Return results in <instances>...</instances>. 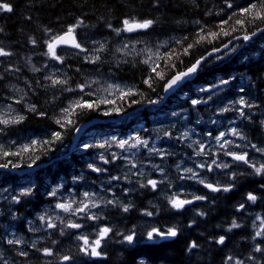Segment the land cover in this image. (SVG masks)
I'll use <instances>...</instances> for the list:
<instances>
[{
	"label": "trees",
	"instance_id": "16d2710c",
	"mask_svg": "<svg viewBox=\"0 0 264 264\" xmlns=\"http://www.w3.org/2000/svg\"><path fill=\"white\" fill-rule=\"evenodd\" d=\"M4 2L10 3L13 11L0 12V28L3 29L0 32V47L12 51L14 55L0 57V61H3L0 70L12 64L20 67L21 72L5 74V78L0 80V104L12 102L7 99L12 96L11 89L13 86H21L28 93L26 102L35 103L37 111L46 112L47 115L41 117L35 112H29L26 105L18 104L26 119L20 124L4 128V133H0L1 142L3 141L5 150L17 151L24 144L31 146L33 140H49L54 131L62 134V140L54 144L42 147L38 143L32 147L30 152L22 153L18 157L6 158L19 164L20 167L10 166L8 168V170H15L14 173L0 172V198L3 190L10 189L18 195L24 189H32L30 195L20 197L19 203L9 204L5 199L0 202V249L4 259H8L7 264H49V262L59 264L56 258L44 257L39 251L32 249L30 245L33 241L36 242L38 249L52 247L60 254H72L75 260L71 264H137L140 258H143L146 264H224L228 255L246 258L249 254L254 255L261 264H264V254L253 252L257 243H261L264 247V241L260 238L255 241L252 239L256 230L253 227L255 217L257 215L264 217V188L261 187L264 185V177L252 175L250 170L242 169L239 174L237 173L236 186L231 192L213 193L198 183L188 182V179H179L181 173L174 166L178 157L171 153L172 150L167 149L166 153L169 155L159 160L160 166L165 169L164 175L168 177V180L174 181L173 190L169 189L168 192L170 194L179 193L182 198L188 199H191L193 194L208 197L205 201H194L193 204L185 206L183 210L176 211L168 205L167 200H163L165 195L163 186H168L167 182L160 184L156 191L150 187L140 188L136 183L128 184L123 180L112 181L109 185L108 180L111 176L123 175L127 171L125 166H122V160L96 165L107 169L102 173L93 172L87 167L102 150L95 147L101 144V141L97 139L110 137L123 140L132 135L144 136L141 123L144 111L152 112H149L146 119L147 128L152 129L158 117L155 111L157 106L154 105L142 111L139 109L146 104L160 103L167 79L176 71H184L195 63L196 59L202 55L205 56L214 47H221L229 40H232L229 48L236 47V51L223 50L213 58L204 61L192 85H183L169 99L170 101L168 100V103L179 101L175 98L178 94L192 97L191 90L195 86L211 85L212 82L205 78L209 75L226 78L234 74H247L254 81L256 90L259 93L264 92V49L259 50V39L263 43L264 34L248 44L242 39H233L234 36H243V31H237L232 36H221L213 43L204 41L195 44L198 38L197 32L202 26L206 31H218L217 26L222 20H227L233 12L238 13L239 8L246 7L252 2L258 3L259 0H232L234 4L232 9L227 7L225 0H4ZM129 17H135L138 20L152 19L155 23L147 31L124 33L120 37L107 27L108 24H111L113 28L121 27V21ZM78 19L84 20V26L77 29V34L78 38L85 42L86 47L93 49L97 46L91 43L92 40L107 42V50L99 53L101 60L95 64L87 63L83 59L84 53L77 55V51L69 53L70 50L63 49H58V53L65 56L63 64L44 56L43 53L46 51L44 41L50 35L45 29H52V34H60ZM235 19L236 17H233L229 25L225 26L229 31L235 25ZM197 21L200 23L197 24ZM257 24L264 28V23L257 21L256 24L247 26L248 31H254ZM184 37L188 39L183 45L174 43L175 39ZM30 38L36 39L35 46L29 42ZM128 38L143 41L152 46L169 41V47H175L180 51L186 47L187 43H193L194 47L189 55H181L179 59L171 62L176 64L175 69L166 67L165 60L158 61L161 64V70L165 73V79H154L153 87L149 88L143 81L150 74V70L148 65L141 63L142 56H122L115 52V49L121 43L127 42ZM160 51L163 52L164 49ZM217 56L222 58L217 59ZM29 58L31 59L30 64L28 63ZM181 60L183 63L180 62ZM46 63L48 67H44ZM32 65L40 68L41 71L33 72ZM77 68L80 69L79 72L76 71ZM57 69L59 70L57 75L61 78H70V86L73 88L77 83L87 80L89 75H106L119 83L130 84L129 89H132L134 94L124 99H121L118 94L112 99L107 98L113 103L101 104L95 110L79 111L71 117L74 124L61 128L55 123V119L60 116L61 108L82 94L79 91L63 92L59 88L41 87L37 84L39 81L40 85H46L48 82L44 80V77ZM28 84L35 89L34 92L29 90ZM53 97L56 98L53 99ZM85 99L103 98L94 95L85 97ZM152 100L158 102L150 103ZM132 101H137V103H132ZM258 101L260 102L257 104L259 106L257 109L262 110L264 96L260 95ZM211 104L214 105L213 109H216L215 105L219 103L212 101ZM211 104L207 101V105H203V110ZM183 107L192 110L187 103ZM114 108L121 109L120 113L113 111L108 116L103 114ZM124 116L126 118L120 122H104L94 125L78 140L74 149L70 150L79 125L93 119L117 120ZM259 117L260 114L257 112L246 121L244 132L248 141L264 146V124ZM9 140H16L17 143H10ZM84 144L94 147L84 149ZM188 149L189 147L184 151L189 155ZM135 153L137 154L138 151ZM37 155L40 159L33 166L38 168L21 175V172L29 168L28 164L32 163L29 157L34 158ZM4 162H6L4 159H0V163ZM42 165L46 166L41 167ZM157 176L162 179L161 174L154 175V177ZM224 176H220L219 181L227 183L228 177ZM74 177H82V179L74 180ZM61 185L63 187H59ZM108 187H111L112 192L106 191ZM57 188L59 192L56 197L48 195ZM124 188L131 190L125 193ZM84 191L98 192L104 199H112L114 194L115 198L122 203H131L134 207L128 213H124L119 206L108 205L100 211L97 210L102 213L104 219L98 222L78 220L85 225V228L66 230L63 236L56 230L44 231L38 219L39 216L45 212L53 217L57 214L65 216L63 212H57L54 208L55 203L65 200L64 196L68 193L79 198ZM248 192H253L258 196L255 204L246 200ZM240 203H245V210L238 212L237 207ZM143 209L158 214L146 217L141 214ZM201 211L206 214L198 215ZM233 219L241 227L228 231ZM97 224H108L114 229L113 234L104 242L106 258H89L78 251L80 242L76 240L77 232L93 234ZM190 224L191 227H189ZM257 224H259L258 221ZM134 225L138 234L144 233L145 229L152 226L163 229L175 225L179 229V234L174 239L161 242L162 246L147 242L142 235L138 243L134 245L121 243V237L115 235V232H127ZM30 228L40 230L30 231ZM8 233H16L18 237L23 238L25 243L19 246L7 244L5 240ZM221 235L226 236L224 245L215 243ZM53 240L56 241L55 245L52 243ZM192 241H196L199 247L188 251V246ZM20 250L27 251L28 257L19 256ZM3 261L0 260V264H3ZM247 264H254V262L248 261Z\"/></svg>",
	"mask_w": 264,
	"mask_h": 264
},
{
	"label": "snow or ice",
	"instance_id": "6c2138e0",
	"mask_svg": "<svg viewBox=\"0 0 264 264\" xmlns=\"http://www.w3.org/2000/svg\"><path fill=\"white\" fill-rule=\"evenodd\" d=\"M227 7L232 9L234 4L232 0H225ZM13 7L10 3L4 2V0H0V12H12ZM236 17L235 25L231 27V31H229L225 26L229 25L230 21ZM30 19V18H29ZM259 21L264 23V0H259V2H252L248 4L246 7L239 8L238 13L233 12L227 20H222L220 24L217 26L218 31H206L205 27H201L197 32V39L195 40V44H200L201 42L207 41L208 43H213L215 40L220 38L221 36H232L233 33L237 31H243V36H234L233 39L247 42L252 39V37L256 36L258 32H264V28L260 27L259 24L256 25L254 31L249 32L247 29L248 25L256 24ZM155 23L152 19H142L138 20L135 17L125 18L121 21V27L113 28L111 24H108L107 27L116 33L118 37L122 36L124 33H136L147 31L150 29ZM200 22L197 21V24ZM84 26V20L78 19L76 23L69 25L65 31L60 34H52V29H45L46 33H49V38L44 41L46 51L43 53L44 56L48 57L49 60L56 61L60 64L64 63L65 56L58 53V49L60 48H72L77 50V55L80 53H84L83 59L87 63L95 64L101 60V56L99 53H103L107 50V42H99L96 40H92L91 43L97 45L95 48L90 49L85 46V42H82L78 38L77 29ZM3 29L0 28V32ZM188 37H184L183 39H175L174 43L176 45H183L185 41H187ZM29 42L35 46L37 44L36 39L30 38ZM169 41H165L162 44L156 46V50H153V47H150L148 44L143 41H129L122 44V46L117 47L115 49L116 53H120L122 56L136 55V56H144V59L141 60V63L148 65L150 74L147 78L144 79V84H146L149 88L153 87V80L159 78L161 80L165 79V73L161 70V64L158 62L160 60H165V66L170 69H175L176 64L171 63L174 59H179L181 55H189L190 50L193 49V43H187L186 47L182 48V51L175 47H169ZM137 44H144L143 47L137 49ZM232 44V40H229L227 43L223 44L221 47H214L210 52H208V56H212L215 53H220L222 50H229L231 52L236 51V47L229 48ZM164 49L163 52L160 49ZM97 53V54H93ZM14 53L12 51L6 50L4 47H0V57H11ZM217 59H221V56H217ZM207 59L206 56H201L199 59L195 60V63H192L191 66L187 67L185 71H176L169 79H167L164 85V91L167 93L173 88L177 87L182 81L186 78L196 74L199 68L202 66L203 62ZM126 62V61H125ZM183 63V61H180ZM28 63H31V59L29 58ZM3 64V61H0V65ZM44 67H48L47 63ZM31 70L33 72L41 71L40 68L32 65ZM77 72L80 71L79 68L76 69ZM21 72V68L12 64H8L6 67H3L0 70V80L5 78V74L9 73H19ZM59 70L53 71L52 74L46 75L44 80L48 83L46 85H40L39 81L37 84L41 87H50V88H59L63 92H75L79 91L82 95L78 98L71 100L67 106L61 108L60 116L55 119V123L59 125L61 128H64L66 125L70 126L74 124V121L71 119L73 115H76L79 111L83 110H95L100 107L101 104L113 103L107 99H97V100H88L85 97H92L96 95L97 92L104 91L108 92L110 95L113 93V90L120 93V98L124 99L127 96L133 95L132 89H128L124 91L119 85L116 84H108L105 88L97 87L93 90V85H99L98 80H85L82 83H77L75 88L70 86V78H61V76L57 75ZM234 79V77L232 78ZM229 83V80H221L220 85H226ZM14 87V86H13ZM27 87L31 91H35L32 88L31 84H28ZM219 87V85H213L209 88H203L199 91L208 92L211 91L212 88ZM154 90V89H153ZM15 91L17 93H22L19 96H10L7 99L11 100L12 103L7 105V111L0 114V125L4 127H0V133L4 131L9 125L20 124L23 122L26 117L24 115H12L14 111L12 104H25L26 108L29 112H35L39 116L44 117L47 115L46 112H38L37 105L35 103H27L26 97L28 95L27 92H24L23 89L16 88ZM241 93L245 91L243 87L239 89ZM56 97H53L55 99ZM212 96L209 95L207 100H211ZM207 100L201 99H192L191 104L196 106L200 103H206ZM158 101L152 100L150 103H157ZM132 103H137V101H132ZM233 107H224L220 109L221 112H229L236 111L238 112L241 118L251 119V117L246 113L245 109L252 108L255 105L250 103L245 96L241 95L237 100L232 102ZM235 105H239V107H235ZM120 113L121 109L114 108L112 111H105L103 114L105 116L111 115L112 112ZM173 116H176L177 113H172ZM216 121H212L215 123ZM199 123V121H197ZM264 123V122H262ZM77 132L80 131L79 128L76 129ZM165 136L171 137L172 133L170 131L164 133ZM209 138L214 140L215 144H210L205 141L196 139L193 140L190 131H183L178 139L189 141L188 147L193 149V154L195 157H199V161L194 164L193 167H184L181 168L180 163L176 164L177 171L180 172L179 179H190L194 180L200 185H203L204 188L208 189L213 193H228L231 192L235 188V180L237 178V172L232 170L239 165H245L247 168L252 170V173L259 177H264V146H258L254 143H236L233 139H228L229 136L235 137L241 141H245L247 138L243 135L241 131L237 129V127H231L226 131H220L217 135L213 137L211 132L206 134ZM62 140V134L59 131H54L51 134V138L49 140L44 141H31V146L28 144H24L19 147L17 151H7L5 150V146L0 144V159H4L6 162L0 163V169H8L10 166L12 168L20 167L19 164L13 163L11 160L6 158L11 156H21L22 153H27L32 151V147L41 144L42 147L54 144L57 141ZM15 144V141H12ZM113 143L116 147L121 149V153L117 154L116 152H112L108 157L104 153L99 154V159L103 161L104 164H108L110 162H114L116 160L123 159L125 161V167L127 171L123 173V175L111 176L108 180V184L111 185L112 181H125L128 184L136 183L140 188H148L150 187L153 191H156L160 184L165 183L166 181L169 183V187L171 188V182L168 180V177L164 175L165 169L160 165H153L156 171H158L162 179L157 180L153 178H149L146 174L139 170V166L137 162L133 159L135 153L132 155H126V151H131L132 149H136L139 151L141 147L146 149L149 154L159 155L161 159H164L168 153L163 151L160 148H157L155 145L150 146L148 139H143L140 136L130 137L129 139L113 141V142H105L99 145H95V147L99 148H111ZM94 147L90 144H84L83 148L88 149ZM250 151H254L259 154L260 159H256L253 156H250ZM225 157L227 159H222ZM32 160V163L28 164V167H32L35 165L36 161L40 159L37 155L34 158L29 157ZM89 169L96 173L106 172L107 169L96 166L94 163H89L87 165ZM136 169V171H133ZM219 170L223 175L228 177L227 183H221L220 181L209 182L206 176L201 174L202 171H207L209 173L215 172ZM232 170V171H229ZM82 179V177H74V180ZM59 187H63L62 185ZM264 188V185H261ZM111 187H108L106 191L111 192ZM131 189L124 188L123 191L128 193ZM32 189H24L17 196H13L12 199L16 202H20V197L27 196L31 194ZM59 192V188L48 193L51 197H56ZM165 199L168 202V205L176 210L180 211L185 208L187 205H191L194 201H205L208 199L206 195H195L193 194L191 199L182 198L181 194L173 192L170 195H166ZM246 200L255 204L258 200V196L253 192H248L246 194ZM111 205L113 207L119 206L124 213H128L134 205L131 203H122L118 198H115L113 194L112 199H104L103 196L98 192H89L84 191L81 194V198L77 199L75 196H72L70 199H65L63 201H58L55 203L54 208L60 210L65 216H60L57 214L55 217L48 215L47 213L39 216V221L44 229V231L48 230H56L59 232L61 236L65 235L66 230H80L85 228L83 223L78 222V220H87L98 222L104 219L102 213L93 211L94 209H102ZM245 210V203H240L237 207V211ZM142 215L146 217H153L158 214L148 209H143L141 212ZM206 213L203 211L199 212L198 215L204 216ZM257 221L259 224H257ZM194 223V222H193ZM191 227V224L189 225ZM241 225L237 223L235 219L232 220L231 225L227 229L228 231H232V229L240 228ZM253 227L256 229L252 239L255 241L257 238H260L261 241H264V217L257 215L253 221ZM30 231H39L40 229L30 228ZM114 232L113 227L108 224L104 225H96L95 231L93 234H85L79 233L76 234V240L79 241L78 251L85 257L89 258H106L107 253L104 251V242L112 235ZM179 229L173 225L166 228H161L158 226H152L150 228L145 229L144 233L138 234L135 228V225L132 229L127 232H115V235L121 237V243H127L128 245H134L138 243L139 237L142 235L143 239L147 242H150L153 245H161V242L174 239L178 236ZM226 241V236L221 235L218 239L215 240L216 244L224 245ZM25 242L23 238H13L8 239L7 244L9 245H23ZM53 245L56 244V241H52ZM162 246V245H161ZM30 247L36 251H39L44 257H54L59 261V264H71L75 260V257L72 254H60L58 251L54 250L52 247H44L42 249H38L36 246V242L33 241ZM199 245L196 241H192L188 246V251L198 248ZM254 253L264 254V247L261 246V243H257L253 249ZM19 256L23 258H27L29 253L24 250L19 251ZM0 259H2V255H0ZM248 261L254 262V264H261L257 258L249 254L246 258L242 257H234L233 255H228L225 258L224 264H247ZM3 264H7V261L4 260ZM50 264V262H49ZM137 264H146V261L143 258L137 260Z\"/></svg>",
	"mask_w": 264,
	"mask_h": 264
},
{
	"label": "rangeland",
	"instance_id": "374dc122",
	"mask_svg": "<svg viewBox=\"0 0 264 264\" xmlns=\"http://www.w3.org/2000/svg\"><path fill=\"white\" fill-rule=\"evenodd\" d=\"M130 39L131 38H128L126 41L127 42L136 41V40H130ZM120 46H122V43L120 44ZM143 46H144L143 44H137L136 45L137 49H139V48H141ZM149 46L153 47L154 51L156 50V46H152V45H149ZM76 51L77 50H75V49H70V51H68V52L72 53V52H76ZM129 56H131V55H129ZM141 56L144 59V56L143 55H141ZM205 78H206V80L212 82V84L210 86L219 85V87L212 88L211 91H208V92H202V91H199V90L203 89V88H209L210 86H207V85H203L201 87L200 86H195L193 88V90H191L193 92V96L192 97H190V96H188L186 94H183V95L178 94L179 96L177 95L178 97L176 96L175 98H176V100H179V101H175L174 103L171 104V103H168V100L170 99V98H168L164 102L156 104L157 108L155 109V111L158 113V117H159L158 120H159V124L160 125H158L156 127V129H149V128H147L145 130L143 129L142 132L147 134L146 136L138 135V136H140L143 139H148L150 146L155 145L157 148H160V149H162L165 152H166L167 149L172 150L171 153H173V155L175 157H178V159L176 161V164L180 163L181 168L193 167L194 166L193 164H191V162H194V161L186 153V151H184L185 149H187L189 141L178 139L180 134L183 131H185V130H189L190 131V135H191L193 140L198 139V135L201 134L200 137L202 138V141H205V142L213 144V145L215 144V142H214V140H212L211 138H209L206 135L208 132H211L213 134V137H214L220 131H226V130L230 129L231 127H237V129L239 131H241L243 133V135L246 137L245 132L241 128V126L244 125L245 122L248 121L249 119L241 118L239 116L238 112H236V111H229V112H221L220 111V109H222L224 107H233L232 102L235 101V100H232V101H225L224 102V101H220L217 98L218 94H221L224 91H226V86L228 84L220 85V81L224 80V79H219V77H217V76L216 77H214V76L212 77V75H209V76H205ZM86 79L89 80V81H91V80H98L99 81V85H93V90H95L97 87L105 88V87H107L108 84H116V85H119L124 91H126L127 89H129V85H130V84H126V83H124V84L119 83L116 80H114L113 78L107 77L106 75H104V76L89 75V77L87 76ZM246 82L247 81H243V84L246 83ZM253 82L254 81L252 80V82H251L252 85H253ZM16 88L23 89L21 86L13 87L11 89L12 96H19V95L22 94V93H17L15 91ZM247 88H248V90H245V92H246L245 98L250 103H252L255 106L252 107V108H247V109H245V111L250 117H252L255 113L259 112L260 118H261L262 122H264V109H262V110L257 109L259 107L257 104L260 102V101H258V99L260 98V95L264 96V92H260L259 93L256 90L254 85L251 86V85L247 84ZM23 91L26 92L25 89H23ZM237 92L241 93L240 91H237ZM248 93H250V94H248ZM118 94H120V93L116 92L115 90H113V93L111 95L108 92L100 91V92L96 93V96H99L100 98H103V99H107V98L108 99H112ZM209 95L212 96L211 100H207V97ZM240 96L241 95H239L238 98ZM192 99L207 100L210 104H211L212 101H215L216 103H219L220 105L219 104L215 105L216 109H213L214 105L211 104L210 106H207L205 108V110H203L204 106H202V105L206 106L207 102L206 103H200V104H198L196 106H193L191 104V100ZM10 103H12V102H10ZM186 103L191 106L192 110L181 109L183 107V105H186ZM8 104L9 103H1L0 104V114H2V113L7 111V105ZM165 104L169 108L167 106H165ZM12 107L14 109V111L12 112V115H23V112L21 111L20 107L17 104H12ZM235 107H239V105H235ZM148 108H151V106L148 107ZM143 110H145V109H143ZM210 110H212V111H210ZM140 111H142V110H140ZM149 112L152 113L151 111H147L148 114H149ZM174 112L177 113L176 116L172 115V113H174ZM227 114L229 115V117H225L224 119H222L220 117V116H225ZM191 117H193V119H195L194 122H192L193 119L191 120ZM125 118L126 117H120L115 122H117V121L120 122V121L124 120ZM197 121H199V123H197ZM212 121H216V122L212 123ZM105 122H109V121H105ZM195 123H196V125L201 127V130H199V131L197 130L198 127L196 125H194ZM239 125H241V126H239ZM168 131H170V132L174 131L175 132V136L172 139L170 137L164 135V133L168 132ZM161 134H163V136H161ZM135 136H137V135H132L130 137H135ZM1 137L2 136L0 135V144L4 145V143L1 142ZM130 137H127L125 139H129ZM228 139H233V140L236 141V143H240V144L253 143L250 140L248 141V139H246L245 141H241V140H239V139H237L235 137H231V136H229ZM14 141L17 143L16 140H14ZM97 141H101V143H105V142L119 141V139L110 138V137H103V138L97 139ZM9 142L12 143V140H9ZM72 143H73V140H72ZM100 149H102V150L99 152V154L100 153H104V154H108V155L110 153H112V152H116L117 154H120L121 151H122L121 149L116 147L114 143H113L111 148H100ZM135 152H137V150L136 149H132L131 151H126L125 154L126 155H132V153H135ZM99 154H98V156L93 158L91 163H94L95 165H100L101 163H103V161H101L99 159ZM249 154H250V156H253L256 159H260L259 154L255 153L254 151H250ZM133 159L137 162V164L139 166V170L143 171L146 174L147 177L153 178V179H157V180L161 179L158 176L154 177V175H159L160 173L158 171H156L155 168L153 167V165H160V163H156L154 161V159H161L159 155L149 154L146 149L141 147L139 149L138 153L137 154L135 153V156L133 157ZM222 159H227V158L222 157ZM120 160L123 161L122 162V166H125V161L123 159H120ZM262 162H264V161H262ZM176 164L174 165L175 169H177L176 168ZM37 168L38 167H35V166L29 167L26 170V173L27 172L29 173L30 171L32 172V171L36 170ZM242 169H250V168H247V166L241 164V165H239L238 167H235L232 170L236 171L239 174L242 171ZM232 170H229V171H232ZM133 171H136V169H133ZM21 173H24V171L21 172ZM205 176L208 178L209 182H216V181H219V177L220 176H224V175L219 170H216L215 172H211V173L205 171ZM170 182H171V188L169 187V184H168V186L167 185L163 186V191L165 192L163 200H166L165 199L166 195H170L168 190L169 189H171V191L173 190L172 184H173L174 181H170ZM220 182L223 183L222 181H220ZM158 188H159V186H158ZM2 194L3 195L0 198V202L2 200H4V199L9 204L15 202L12 199V197L13 196H17V195L15 193H13L12 190H10V189H8V191L3 190ZM81 194H80L79 198H81ZM58 196L62 197L60 195H58ZM70 196L72 197L73 194L68 193V194H66L64 196V198L70 199ZM79 198L77 197V199H79ZM97 210L100 211L101 209H94L93 211H97ZM57 212H61V211L57 210ZM45 213H47L48 215H51L48 212H45ZM8 235H9V237H8ZM13 238H20V237H18L16 235V233H8L7 236H6V240H5L6 243H7L8 239H13ZM0 255H2V259H0V260H6V261L8 260V259H4V256L2 254V250L1 249H0Z\"/></svg>",
	"mask_w": 264,
	"mask_h": 264
},
{
	"label": "water",
	"instance_id": "95a60500",
	"mask_svg": "<svg viewBox=\"0 0 264 264\" xmlns=\"http://www.w3.org/2000/svg\"><path fill=\"white\" fill-rule=\"evenodd\" d=\"M263 33H264V32H258L256 36L252 37V39H254V38L260 36V35L263 34ZM252 39H251V40H252ZM251 40H250V41H251ZM247 42H249V41H247ZM60 49H66V50H69V49H72V48H60ZM217 54H218V53H215V54H213V55L210 56V57L208 56V54H206L205 56L207 57V59H210L211 57H213L214 55H217ZM207 59H206V60H207ZM206 60H205V61H206ZM185 70H186V69H185ZM185 70H184V71H185ZM195 75H196V74H194V75H192V76L186 78V79H185L184 81H182L177 87L173 88L172 90H170V91L167 92V93L164 91V88H163V99H162V101H165L166 99H168V98H170L172 95H174V94L176 93V91L182 87L183 84L187 83L188 81H191V79H192ZM112 122H114V121H112ZM102 123H104V121H103L102 119H93V120H90V121H88V122H85V123L79 125L78 128L80 129V131H79V132L76 131V134H75V136L73 137V144H72V146H71V150L74 149V147H75L76 143L78 142V140H79V139L85 134V132H86L88 129L92 128L94 125L102 124ZM44 166H46V165H42L41 167H44ZM0 170H2V169H0ZM5 171H6V172L9 171L10 173H14V172H16L15 170H8V169H5ZM25 173H26V171H25Z\"/></svg>",
	"mask_w": 264,
	"mask_h": 264
},
{
	"label": "flooded vegetation",
	"instance_id": "af4514ba",
	"mask_svg": "<svg viewBox=\"0 0 264 264\" xmlns=\"http://www.w3.org/2000/svg\"><path fill=\"white\" fill-rule=\"evenodd\" d=\"M189 85H192L191 83L189 84ZM251 85H252V83H251ZM241 87H243L245 90H248V88H247V86H245V85H241V84H239L238 83V81H237V84H236V86H235V88H238V89H240ZM230 93H227L226 94V96L227 95H229ZM145 113V112H144ZM143 113V114H144ZM146 119H147V116H146V113L143 115V123H142V125H143V129L145 130L146 128H147V126H146ZM159 118L157 117V119L154 121V123L153 124H155V126L153 127V128H155L156 129V126L157 125H159V120H158ZM193 119V117H191V120ZM154 120V119H153ZM158 120V121H157ZM155 122H157V124L155 123ZM195 125V124H194ZM145 126V127H144ZM197 127H198V131L201 129V127L200 126H198V125H196ZM239 126H241V125H239ZM152 128V129H153ZM241 128L244 130V128H245V126L244 125H242L241 126ZM203 129V128H202ZM171 133H172V136H171V138H173L174 136H175V132L174 131H171ZM146 135V134H145ZM200 135L201 134H199L198 135V139L199 140H202V138L200 137ZM189 156L191 157V159L194 161V162H191V164H195L196 162H198L199 161V157H195L194 156V154H193V149L192 148H190L189 147ZM245 170H250V173L252 174V175H255V174H253L252 173V170L251 169H245ZM0 172H6L5 171V169H2V170H0ZM8 172V171H7ZM201 174L203 175V176H205V171H202L201 172ZM188 182H192V183H197V182H195L194 180H190V179H188ZM203 186V185H202Z\"/></svg>",
	"mask_w": 264,
	"mask_h": 264
},
{
	"label": "bare ground",
	"instance_id": "6f19581e",
	"mask_svg": "<svg viewBox=\"0 0 264 264\" xmlns=\"http://www.w3.org/2000/svg\"><path fill=\"white\" fill-rule=\"evenodd\" d=\"M246 83H247V82H246ZM250 85H251V84H250ZM178 96H179V95H178ZM178 96H177V97H178ZM169 101H170V100H169ZM173 101H174V100H173ZM255 103H256V102H255ZM17 105H18V104H17ZM165 105H166V104H165ZM24 106H25V104H24ZM24 106H23V107H24ZM151 108H152V107H151ZM152 120H153V119H152ZM117 122H118V121H117ZM168 122H169V121H168ZM141 123H143V122H141ZM174 123H175V122H174ZM176 123H177V122H176ZM0 126H1V125H0ZM144 127H145V126H144ZM153 129H155V128H153ZM148 131H149V130H148ZM140 132H141V130H140ZM149 132H150V131H149ZM149 132H148V133H149ZM3 133H4V132H3ZM141 134H142V133H141ZM139 135H140V134H139ZM3 137H4V136H3ZM5 138H6V137H5ZM2 142H3V141H2ZM12 170H13V169H12ZM25 171H26V170H25ZM6 174H7V172H6ZM23 174H24V173H23ZM6 191H8V190H6ZM1 193H2V191H1ZM6 195H7V194H6Z\"/></svg>",
	"mask_w": 264,
	"mask_h": 264
}]
</instances>
